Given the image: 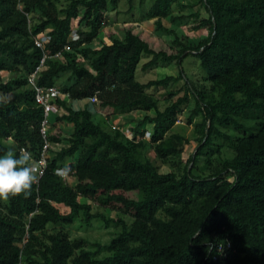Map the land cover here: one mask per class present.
<instances>
[{
	"label": "trees",
	"instance_id": "trees-1",
	"mask_svg": "<svg viewBox=\"0 0 264 264\" xmlns=\"http://www.w3.org/2000/svg\"><path fill=\"white\" fill-rule=\"evenodd\" d=\"M120 1L0 0V73L10 75L8 81L0 76V156L26 148L37 160L44 145V111L28 84L43 57L35 45L40 35L50 37V58L39 84L69 96L57 100L65 114L56 122L72 126L65 136L50 128L49 141L66 147L51 151L30 195L0 199V264H264V0H200L208 17L196 28L209 36L197 47L164 25L185 17L173 10L188 9L187 0H153L144 18L174 36L176 54L154 50L132 30L93 46ZM134 1L128 0L130 12ZM191 17L199 20L201 12ZM75 29L80 39L74 42ZM59 52L62 60L54 57ZM189 56L200 61L204 86L185 76ZM145 57V71L175 62L179 76L139 82ZM173 83L182 86L165 94L169 105L161 110L149 91ZM91 98L98 110L112 112L107 117L142 113L131 121L133 139L96 122L89 107L73 106ZM193 102L188 121L198 145L181 167L188 140L173 129ZM224 143L232 157L222 158ZM148 152L170 172L161 173ZM216 155L220 163L209 174L195 173L202 157L208 168ZM65 163L75 184L56 174ZM94 205L104 212L94 213ZM81 215L121 231L107 244L72 239L65 226Z\"/></svg>",
	"mask_w": 264,
	"mask_h": 264
},
{
	"label": "rangeland",
	"instance_id": "rangeland-1",
	"mask_svg": "<svg viewBox=\"0 0 264 264\" xmlns=\"http://www.w3.org/2000/svg\"><path fill=\"white\" fill-rule=\"evenodd\" d=\"M153 0H135L133 4V11L130 12V5L128 3V0H121L119 7L115 11L114 9L109 10L108 17H107V24H108V32L111 35H113L112 31H114L116 35L122 37L124 32L127 30H132L135 34L139 35L143 40L148 42L150 46L156 50V51H165L168 54H176L177 53V47L173 44L174 36L173 35H164L160 32L156 31L155 22L152 20H145V15L152 5ZM188 7V9H185L184 11H181L179 8L174 7V16H185L182 20H178L175 24H172L169 19L164 20V25L167 28H173L182 41L187 44L188 47H197L199 43L209 36V30L208 29H201L199 30L196 28L199 24V22L203 19H206L208 17V14L206 13V10L202 7L200 0H187L185 3ZM197 11L201 12V18L199 20H196L194 17H191L192 14L196 13ZM111 29V30H109ZM101 39L106 41L104 37V32L101 33L99 40L97 42H101ZM110 41V38H109ZM107 41V42H109ZM146 57L142 59L139 69L137 71L136 77L137 80L141 83H147L152 80H160L167 76H179L180 74V68L179 66L174 62L172 64H165L160 63L157 67L150 68L149 70H144L142 67L143 65L148 61ZM86 66L88 64H85ZM183 70L185 73V76L190 80V82H195L198 85L204 86V76L205 73L201 67L200 61L192 56L187 57L183 62ZM1 78L3 81H8L10 78L9 73L2 72L0 73ZM182 86L181 83H173L171 84L167 89H160L155 90L152 89L149 92L156 94L157 97L161 100L160 103V109L164 110L167 105H169L168 101L165 99V94L168 91H176L180 89ZM183 95V94H181ZM86 101V100H85ZM194 108V102L191 104L190 108L185 111L183 114L179 115L178 122L173 129L174 132L180 133L183 136H185L188 140V143L184 145V153L182 155L183 158V164L181 167H184L186 165L187 160L193 154L196 150V147L198 145V142L195 140L194 135V124H189V117L191 115V112ZM98 107L92 109V111L96 114L95 121L100 123L104 121L107 123L105 117L102 115H98L99 113ZM112 114V112L106 113ZM109 115V116H110ZM142 113H139L137 115H134V119L141 118ZM56 116L51 117V121L54 123ZM103 117V118H102ZM111 120L110 122H114V117L110 116ZM202 117H198L194 119V122L201 121ZM129 121H132L131 118L126 119ZM122 121L120 124L115 123L112 126L107 123L108 128L111 130L121 128L123 127ZM52 126V123H51ZM61 126V127H59ZM63 123H56L54 127H52V131L55 129H58V131H61L62 135H65L68 133V129L65 127ZM126 137L129 136V139H133L132 131H124ZM145 139H148L145 134ZM226 146V143H224ZM63 148V147H62ZM58 150L61 149V146L53 145L52 150ZM52 152H57V151ZM231 150L226 146L223 149L222 158H229L232 157ZM147 157L156 165L159 167L161 173H168L170 172V168L163 165L159 160L156 159L154 153L148 152ZM206 157H202L198 161L197 168L195 170L196 174H209L211 172V168H214L219 165L220 158L216 156H211L210 160L212 162L211 167H206ZM74 179H69L70 184H74ZM80 201L82 203L88 202L86 199L81 198ZM61 211L63 213H67L68 209L64 207H60ZM104 212V210H101L98 208L97 205L93 206V212ZM106 214H111L114 218H117L119 216L118 213L113 214L110 211L106 212ZM124 220L130 224L132 220L129 217H124ZM65 229L70 233V236L72 239L77 238H83L90 243H101V244H107L109 243L112 238H114L120 231V227H117L115 224H110L107 226L102 220L95 219L91 222H87L84 218V216H80L77 218V220L68 226H65ZM107 253H103L100 257L106 256Z\"/></svg>",
	"mask_w": 264,
	"mask_h": 264
},
{
	"label": "built area",
	"instance_id": "built-area-1",
	"mask_svg": "<svg viewBox=\"0 0 264 264\" xmlns=\"http://www.w3.org/2000/svg\"><path fill=\"white\" fill-rule=\"evenodd\" d=\"M80 39V36L78 35L76 29L71 35L72 41H78ZM50 37L47 34L40 35L35 38V45L42 50L43 57L40 60L39 65L36 67L35 71L29 75L28 77V84L29 86L34 90L35 94V102L36 104L41 107L44 111V119L41 126V134L44 138V145L41 151V154L37 160L34 159V161L38 165H42V175L40 178L44 175L48 164H49V157L51 154V151H53V143L49 141L50 136V128H51V117L52 116H62L65 114V111L58 105L57 100H68L69 96L65 95L61 92V90L56 86H43L39 84V77L42 74V72L47 68V61L50 58L49 53L45 49V45L47 42H49ZM72 49L68 45L65 47L66 52H70ZM56 59L62 60L63 58V52H59L54 56ZM92 104H97L96 98H91L89 100ZM129 132V131H128ZM131 135H133L131 133ZM146 137H150V133H146ZM127 138H130L127 136ZM26 149V148H22ZM27 150V149H26ZM71 177L64 178L63 180L69 181ZM230 248V245L227 246ZM224 253V248L219 247L217 249V254L222 255ZM215 260L217 257L214 258Z\"/></svg>",
	"mask_w": 264,
	"mask_h": 264
},
{
	"label": "clouds",
	"instance_id": "clouds-1",
	"mask_svg": "<svg viewBox=\"0 0 264 264\" xmlns=\"http://www.w3.org/2000/svg\"><path fill=\"white\" fill-rule=\"evenodd\" d=\"M72 169L65 163L56 169L62 179L67 178ZM42 175V165H38L32 153L20 149L19 154L8 150L0 156V199L7 200L17 195H30L32 187Z\"/></svg>",
	"mask_w": 264,
	"mask_h": 264
},
{
	"label": "crops",
	"instance_id": "crops-1",
	"mask_svg": "<svg viewBox=\"0 0 264 264\" xmlns=\"http://www.w3.org/2000/svg\"><path fill=\"white\" fill-rule=\"evenodd\" d=\"M108 27H105L104 29H103V32H104V37H105V39H106V43H110V41H109V38H111L110 37V34H109V32H108V29H107ZM109 30H111V29H109ZM112 31V30H111ZM112 33L114 34L115 32L114 31H112ZM107 41H109V42H107ZM93 46H95V47H99L100 46V42H97V41H95L94 43H93ZM96 104H92L89 100H86V101H77V102H74L73 103V106L75 107V108H77V109H83V108H85V107H89L90 109H93V107L94 108H96L97 106H95ZM96 112L97 113H99L98 115H102L103 117H105V119H106V121H108L107 123L108 124H110L111 126L113 125V124H115V123H121L122 121H124L123 123V127H121V128H117V129H121V130H123V131H131V128L133 127V124H132V122L131 121H129V120H126V119H129V118H131L132 120H134V118H135V116L134 115H137V114H139V112H133V113H131V114H128V115H122V116H119V117H117V118H114V122L113 123H111L110 122V120H111V118L110 117H107V114L106 113H108V112H111L110 110H103V111H100V110H96ZM95 116H96V114H95ZM102 117V118H103ZM55 118V121H54V123L51 121V123H52V126H51V130H52V127H54L55 125H56V117H54ZM60 123V125H61V122H59ZM64 124V123H63ZM65 126H66V128L69 130L68 131V133H66L65 135H67V134H69L70 132H71V128H72V126L71 125H67V124H64ZM65 126H63V127H65ZM59 127H61V126H59ZM52 133L53 134H60V135H62V133H61V131H58V129H55V130H53L52 131ZM65 135H62V136H65ZM55 145H57V146H61V149H62V147L64 148V147H66V145L65 144H55ZM61 149H58V150H56V149H54L53 151H60ZM72 179V178H71ZM74 181V180H73ZM74 184H75V181H74Z\"/></svg>",
	"mask_w": 264,
	"mask_h": 264
}]
</instances>
